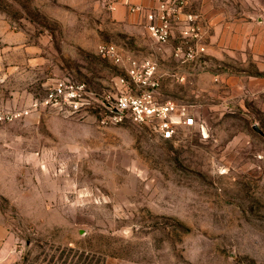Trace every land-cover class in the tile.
Returning a JSON list of instances; mask_svg holds the SVG:
<instances>
[{
    "label": "rangeland",
    "instance_id": "374dc122",
    "mask_svg": "<svg viewBox=\"0 0 264 264\" xmlns=\"http://www.w3.org/2000/svg\"><path fill=\"white\" fill-rule=\"evenodd\" d=\"M118 2L0 0L46 58L32 98L59 78L113 90L124 70L100 53L113 43L156 56L162 98L197 125L166 140L48 107L0 125V264H264V29L199 67L175 56L182 34L162 47L145 19L115 17ZM245 2L264 15V0ZM4 95L11 108L32 99Z\"/></svg>",
    "mask_w": 264,
    "mask_h": 264
},
{
    "label": "built area",
    "instance_id": "2783aa9c",
    "mask_svg": "<svg viewBox=\"0 0 264 264\" xmlns=\"http://www.w3.org/2000/svg\"><path fill=\"white\" fill-rule=\"evenodd\" d=\"M188 0H158L146 11L152 37L160 45L167 44L173 28ZM132 10H142L133 6ZM198 15L187 14V26L182 31L183 44L175 50L182 62H191L203 56L206 46L201 42L197 24ZM100 53L124 70L113 90L98 91L85 81L59 78L48 84L41 98H32L27 106L11 108L0 91V125L22 119L43 107L62 114H88L96 109L95 117L101 125L121 124L127 121L152 126L166 140L179 136L183 128L197 125L190 106L161 96V70L156 56L143 58L125 54L116 44L107 43ZM184 77H181V80Z\"/></svg>",
    "mask_w": 264,
    "mask_h": 264
},
{
    "label": "crops",
    "instance_id": "0c3cea01",
    "mask_svg": "<svg viewBox=\"0 0 264 264\" xmlns=\"http://www.w3.org/2000/svg\"><path fill=\"white\" fill-rule=\"evenodd\" d=\"M245 3V0H191L175 23L171 40L163 47L177 44L184 29H181L180 24L187 22V14H196L201 42L206 46V52L201 59L191 62H197L199 67L210 64L213 61L212 54L217 51L228 52L235 43H241L242 38L250 36L254 28L264 29V15L252 18L243 8ZM156 4L157 0H119L114 7L115 17L118 20L148 21L146 11ZM235 5L239 6L240 15L237 18L233 9H229ZM133 6L142 7V11L132 10ZM45 61L41 47L30 40L25 31L17 29L6 19H0V91L3 99L4 90L9 89L14 96H19L21 102L27 104L35 96V86L42 77Z\"/></svg>",
    "mask_w": 264,
    "mask_h": 264
},
{
    "label": "water",
    "instance_id": "95a60500",
    "mask_svg": "<svg viewBox=\"0 0 264 264\" xmlns=\"http://www.w3.org/2000/svg\"><path fill=\"white\" fill-rule=\"evenodd\" d=\"M255 128H258V126H257V125H255Z\"/></svg>",
    "mask_w": 264,
    "mask_h": 264
}]
</instances>
